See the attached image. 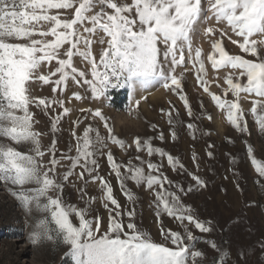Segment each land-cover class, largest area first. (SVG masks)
<instances>
[{
    "label": "snow or ice",
    "instance_id": "obj_1",
    "mask_svg": "<svg viewBox=\"0 0 264 264\" xmlns=\"http://www.w3.org/2000/svg\"><path fill=\"white\" fill-rule=\"evenodd\" d=\"M198 33L210 41L209 52L194 46L193 35ZM225 37L238 46L240 54L226 49ZM206 62L216 73L213 81L207 78ZM221 70H227L225 86L219 84ZM189 71L241 133L250 134L241 101L251 98L247 113L264 133V0H0V183L13 186L9 191L26 215L33 208L46 213L30 233L32 245L55 241L67 249L65 256L72 264H204L207 254L196 248L199 238L189 225L201 233H211L213 228L210 222L199 220L182 197L206 185L201 177L188 173L195 185L185 188L164 174L165 158L174 171L187 173L179 157L155 146L153 137H136L133 144H127L114 133L101 108L79 112L99 118L106 135L92 123L77 134L83 122L78 117L70 132L74 143L61 152L56 140L61 121L73 110L63 98L69 83L86 94L73 91L69 100L107 99L109 91L118 87L127 88L132 96L159 85L179 95L192 116L183 92ZM36 82L51 85L54 95H32L31 85ZM212 83L221 88V94L210 90ZM134 104L138 108L140 100ZM33 108L49 118L48 132L53 138L46 147L41 137L48 133L35 129L39 121ZM166 115L173 125L172 111ZM187 127L195 136L196 125ZM171 137L176 139L175 128ZM158 139H165L162 132ZM13 144L27 147L21 151ZM109 144L125 152L134 146L137 153L159 156L161 162L141 155L127 163L117 162ZM245 144L256 172L264 177V164L256 159L252 146ZM104 156L126 205L114 195L110 180L99 174V158ZM129 181L152 193L150 207L157 218H173L183 231L166 229L161 222L163 242H157L139 228L134 222L138 197L128 187ZM90 184H98L100 196L89 195ZM66 185L77 191L83 207L65 200ZM97 201L108 212L104 230L100 216L91 215ZM205 243L216 253L210 264H229L230 249L214 240ZM243 255L239 252L238 259Z\"/></svg>",
    "mask_w": 264,
    "mask_h": 264
},
{
    "label": "rangeland",
    "instance_id": "obj_2",
    "mask_svg": "<svg viewBox=\"0 0 264 264\" xmlns=\"http://www.w3.org/2000/svg\"><path fill=\"white\" fill-rule=\"evenodd\" d=\"M214 24L213 22H210ZM219 27H223L220 25ZM232 39L237 37L229 33ZM219 34L217 33V37ZM259 39L260 37H254ZM194 46L199 45L207 53L211 50L210 41L203 34L193 35ZM226 49L233 54H240L238 46L233 45L227 37L224 38ZM99 45L96 46L98 52ZM79 66V61H76ZM208 68V80L213 81L216 73L206 62ZM189 67H191L189 65ZM46 71V69H41ZM227 70L219 72V84L224 85L223 77ZM32 95L39 97H52L51 85L36 82L31 85ZM210 90L221 94V88L216 83L210 85ZM73 91H80L86 95L83 89L69 83L68 89L63 93L66 106L73 110L60 124L62 131L57 136V148L66 151L69 143H74L70 135L73 128L72 121L78 117L83 121L76 130L80 134L83 128L92 123L99 127L101 134L106 135L103 122L99 118L93 119L90 114H81L79 109L101 108L108 118L114 133L127 144H133L136 137L142 140L153 137L155 146L164 148L168 153L179 157L187 169V173L174 171L166 158L163 160L162 171L172 181L180 183L185 188L195 185L191 174L201 177L205 185L198 187L183 196L184 203L191 205L194 214L201 221L211 223V233H201L193 225H189L193 234L199 238L196 248L203 250L208 259L204 264H210L211 258L216 253L205 241L214 240L218 245L231 251L229 264H264V177H260L247 155L246 144L251 145L256 159L264 164V133L258 130L253 117L247 113L251 107V98L242 100V107L246 110L249 133H241L226 120L225 114L219 110L208 93H205L197 84L195 74L189 71L183 81V92L187 95L193 115L189 116L184 102L176 93L157 85L147 90H140L134 95H129L127 88H115L109 91L107 99L94 100L86 96L83 100L70 99ZM146 97V99H142ZM231 99V94H229ZM135 100H140L139 107H135ZM163 109V111H161ZM39 121L35 129L42 133V144L46 147L51 143L52 135L48 132L49 118L38 109H32ZM57 112L61 111L59 108ZM172 111L173 125L168 124L166 113ZM87 115V119L84 116ZM212 119H208V116ZM196 125L195 136L187 125ZM152 125H156L155 128ZM175 128L176 139L173 140L171 132ZM165 139L160 140V133ZM5 143H11L5 140ZM21 151L27 146H17ZM117 162L127 163L129 158L141 155L144 159L153 162H161L159 156L148 157L146 153H137L134 146L127 152L116 145L109 144ZM211 152V156L208 153ZM59 154V152H58ZM193 154L196 159L193 160ZM45 161L48 157L45 156ZM235 159V162L233 160ZM99 174L110 180L114 195L122 205H126V198L122 195L117 179L110 174V166L106 156L99 158ZM133 163H137L133 159ZM198 166V167H197ZM147 171V169H146ZM11 185L0 183V264H72L70 258L65 256L66 248L58 246L55 241H41L39 245H32L29 236L38 220L46 215L35 208L31 214L26 215L19 201L14 197L9 188ZM79 187V184H77ZM128 187L138 197L135 208L134 222L144 231L151 234L157 242H163L160 234L161 222L164 228L173 231H183L181 225L166 215L157 218L155 210L150 207L154 199L152 193L145 187H137L133 182H128ZM90 196H100L98 184H90L88 187ZM64 198L69 203L83 207L78 199V193L71 185H66ZM92 216L99 215L102 230L107 228L108 212L97 201L93 205ZM125 218V223H127ZM171 246V245H169ZM243 251L244 255L238 259L237 254Z\"/></svg>",
    "mask_w": 264,
    "mask_h": 264
}]
</instances>
